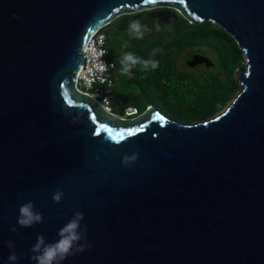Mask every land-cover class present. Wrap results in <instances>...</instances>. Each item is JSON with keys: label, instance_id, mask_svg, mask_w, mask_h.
<instances>
[{"label": "water", "instance_id": "1", "mask_svg": "<svg viewBox=\"0 0 264 264\" xmlns=\"http://www.w3.org/2000/svg\"><path fill=\"white\" fill-rule=\"evenodd\" d=\"M158 8L220 27L245 55L215 117L121 119L77 89L90 37ZM29 201L43 222L20 228ZM77 210L91 247L62 264H264V0H0V264L9 240L34 264L37 235L56 241Z\"/></svg>", "mask_w": 264, "mask_h": 264}, {"label": "trees", "instance_id": "2", "mask_svg": "<svg viewBox=\"0 0 264 264\" xmlns=\"http://www.w3.org/2000/svg\"><path fill=\"white\" fill-rule=\"evenodd\" d=\"M172 13L176 16L162 32L155 31V25L152 24L151 18L148 19L147 12L123 15L103 29L109 51L108 59L114 61L118 69L112 98L114 114L122 117L124 110L128 107L136 108L141 114L150 104H154L157 109L164 112L163 105L173 109L171 115L174 119L192 123L215 115L239 89V84L232 73L221 77L210 69H205L202 73H194L189 70L180 71L177 68L178 58L190 48L211 51L221 63L228 62L230 57L241 61V51L234 40L220 27L210 22L190 24L176 10L173 9ZM134 20H139L149 30L145 32L142 39H136L129 34L128 26ZM115 36L123 38L124 42L116 45ZM118 49L121 51V56L131 52L142 60L158 61V67L144 69L138 64L131 69L129 72L131 76L128 77V73H122L119 67ZM154 50L158 51L153 54ZM116 79H136L134 83L138 84L140 89L141 82L146 83L147 86L161 87L167 86V84L163 85L165 82L162 80L168 79L170 82L167 89L171 93L173 90L174 93L172 96L167 95V92L159 96L162 105L158 106L148 96L141 97L137 92L122 91L117 86ZM193 101H195L194 104ZM175 107L177 108L174 109ZM179 108H186L190 110V113L178 111Z\"/></svg>", "mask_w": 264, "mask_h": 264}, {"label": "clouds", "instance_id": "3", "mask_svg": "<svg viewBox=\"0 0 264 264\" xmlns=\"http://www.w3.org/2000/svg\"><path fill=\"white\" fill-rule=\"evenodd\" d=\"M157 27L159 26L157 25ZM128 31L129 34L136 39H142L145 32L149 30L147 26L142 25L139 20H134L129 24ZM124 46L126 47L127 44L125 43ZM155 51L158 50H154L153 54H155ZM106 54V51H100L98 56L103 57ZM120 64L122 66V73L127 74L138 64L142 65L144 69H148L149 67L156 69L159 62L154 60H142L133 53L128 52L120 58ZM109 67H115V64L106 65L100 60L99 68L101 72L106 71ZM62 196L63 193L57 190L52 196L53 202L59 203ZM18 213L17 224L20 228H30L35 224L43 222L42 214L34 209V205L31 201L22 204L19 207ZM83 219L84 215L81 211H74L72 218L58 231V239L54 242L48 243L43 235H37L35 244L29 250L31 253L30 260L34 261V264H62L68 257L82 253L87 248L91 247L87 243L85 236L87 228L86 226L83 228L81 227ZM10 231L16 232V228H12ZM7 247L11 250L8 256L9 264H16L19 258L15 252L14 242L9 240L7 242Z\"/></svg>", "mask_w": 264, "mask_h": 264}, {"label": "rangeland", "instance_id": "4", "mask_svg": "<svg viewBox=\"0 0 264 264\" xmlns=\"http://www.w3.org/2000/svg\"><path fill=\"white\" fill-rule=\"evenodd\" d=\"M154 11H163V14L160 15H156L154 17V19H152V24L154 25L155 23L153 22V20H157L159 22H162V26L160 29H158L157 26H155V31H164L172 22V19H174V17L176 16L173 12V9L171 8H158V9H153V10H149V11H145L147 13L150 12H154ZM151 17H148V19ZM190 23V22H189ZM115 43L116 45H119L121 43L124 42V39L119 37V36H115ZM120 54V58L121 56V51H118ZM191 55H200L203 57H206L209 59V61L213 64V66L206 68L204 65H197L194 68H190L188 67V62L191 59ZM242 66V67H241ZM119 67L121 68V64H119ZM177 68L180 71H191L194 73H202L204 72L205 69H210L212 72H215L216 74L220 75L221 77H224L227 74L232 73V75L234 76V78H236V80L238 79V72L241 69L245 68V56L244 54L241 52V61H239L238 59H235L234 57H230V60H228V62H223L221 63L220 59L218 57L215 56V54L211 51H207L205 49H198V48H190L187 49L186 51H184L180 57L177 60ZM130 73H128V77H130ZM117 80V86L124 92L128 91V92H137V94H139L141 97H146L148 96V98L152 99L156 105L160 106L162 105V103L159 101V96L164 95L166 92L167 95L172 96V94L174 93V91L172 90L173 93H171V91H168L169 89H167L168 86V82H170L168 79H163L162 82H165L163 85L167 86H161V87H154V86H147L146 83L141 82V86L142 88L140 89L139 85L134 83L136 79H116ZM239 92V89L234 93V95L219 109V111L208 118H205L201 121H204L206 119H211L213 117H215L216 115L222 113L225 108L233 101V99L235 98V96L237 95V93ZM149 94V95H148ZM189 96V95H188ZM174 99V98H173ZM195 103V101H193V104ZM191 105V104H189ZM164 109V115L166 116V118L176 121V122H181V123H185L184 121L181 120H176L174 119V117H172L171 112H173V109L170 107H166L163 106ZM177 107H175L174 109H176ZM178 111L184 112V113H190V110H187L186 108H179L177 109ZM113 113H115V111L113 110ZM170 113V114H169ZM185 117H188V115H183ZM196 122V121H194ZM192 122V123H194Z\"/></svg>", "mask_w": 264, "mask_h": 264}, {"label": "built area", "instance_id": "5", "mask_svg": "<svg viewBox=\"0 0 264 264\" xmlns=\"http://www.w3.org/2000/svg\"><path fill=\"white\" fill-rule=\"evenodd\" d=\"M100 51H106L107 54L99 57ZM83 55V63L77 73L76 87L82 93L97 102L107 113H113L112 98L116 86L115 75L118 73L117 64L108 59L109 51L107 47L106 35L103 29L96 31L88 40V44ZM100 60L106 65H113L106 71L101 72L99 68ZM116 115V114H114ZM139 115L134 107H128L124 110L121 119H131Z\"/></svg>", "mask_w": 264, "mask_h": 264}, {"label": "flooded vegetation", "instance_id": "6", "mask_svg": "<svg viewBox=\"0 0 264 264\" xmlns=\"http://www.w3.org/2000/svg\"><path fill=\"white\" fill-rule=\"evenodd\" d=\"M162 12H163V11H154V12H150V13L148 14V17H151V19H154V17H155L156 15L163 14ZM153 22L155 23V24H154L155 26H157V25L159 26L158 29H160L161 26H162V24H163L162 22H159V21H157V20H153ZM193 56H200V55H191V58H192ZM190 60H191V59H190ZM149 107H152V108L157 109V108L155 107L154 104H150L148 107H146V110H147V108H149ZM157 111H158L160 114L164 115V112H163L162 110L157 109ZM164 116H165V115H164Z\"/></svg>", "mask_w": 264, "mask_h": 264}, {"label": "snow or ice", "instance_id": "7", "mask_svg": "<svg viewBox=\"0 0 264 264\" xmlns=\"http://www.w3.org/2000/svg\"><path fill=\"white\" fill-rule=\"evenodd\" d=\"M156 2V0H145V3H150V4H154ZM184 0H180V3L183 4ZM118 11V9H117ZM155 119H159V120H162L161 117L159 116H156L154 117ZM143 128H138L137 131H142ZM129 135H132V133H129Z\"/></svg>", "mask_w": 264, "mask_h": 264}, {"label": "bare ground", "instance_id": "8", "mask_svg": "<svg viewBox=\"0 0 264 264\" xmlns=\"http://www.w3.org/2000/svg\"><path fill=\"white\" fill-rule=\"evenodd\" d=\"M245 56V55H244Z\"/></svg>", "mask_w": 264, "mask_h": 264}]
</instances>
